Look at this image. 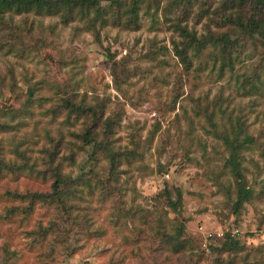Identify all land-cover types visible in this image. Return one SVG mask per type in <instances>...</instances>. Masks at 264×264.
<instances>
[{
  "label": "rangeland",
  "instance_id": "374dc122",
  "mask_svg": "<svg viewBox=\"0 0 264 264\" xmlns=\"http://www.w3.org/2000/svg\"><path fill=\"white\" fill-rule=\"evenodd\" d=\"M222 1L99 0L102 19L65 21L0 0V264H264V37ZM228 115L253 139L237 211ZM57 171L64 207L19 197Z\"/></svg>",
  "mask_w": 264,
  "mask_h": 264
},
{
  "label": "trees",
  "instance_id": "16d2710c",
  "mask_svg": "<svg viewBox=\"0 0 264 264\" xmlns=\"http://www.w3.org/2000/svg\"><path fill=\"white\" fill-rule=\"evenodd\" d=\"M17 7H25L27 9L37 8L38 10H46L51 13L61 14V17L65 21L68 19H73L78 17L79 19H85L90 13L92 15L89 17V21H98L102 19V12L99 8V0H18ZM136 6L134 5L130 11L131 16L135 17ZM222 10L221 17H225L221 21H229L234 24L237 29L241 32H246L250 36L256 34L264 37V0H223L220 7ZM137 18V17H136ZM186 30V29H183ZM183 33L188 34L193 43H196L194 34L183 31ZM187 35V37H188ZM229 39L228 35H223L220 39L222 43L221 52L225 53V49H230L231 45L227 42ZM115 75V71H114ZM115 80L117 78L115 77ZM255 86L254 84L252 85ZM257 87V86H256ZM30 95H33V91L28 90ZM66 105L70 107L72 112L77 115H89V109L85 108L82 105H78L75 102L70 100L66 101ZM226 114V111L224 112ZM224 114V115H225ZM228 120L231 122L230 115H228ZM238 119L228 126L225 127V130L220 132L219 138L222 139L225 147L228 150L229 156L226 161V164L229 168L230 174L235 179V188H236V200L234 202L235 211L241 208L244 204L248 203L252 196V190L245 183V176L243 173V164H242V151L243 147H246L248 144L253 142L252 137H250L241 126L238 125ZM107 132H110V128L107 127ZM85 144L94 145L99 148H106V145L102 143H96L92 138V130L87 128L86 133L83 135V140ZM115 155H112L111 161L113 162ZM60 171L55 172V180L51 186V190L47 194L43 193H26L20 195L21 199H26L30 203L36 201H42L54 207L56 204H59L61 207H64L63 199L66 198L70 193H64L63 190L66 187L71 186L72 183L69 179L63 178L60 174ZM160 204V202H159ZM163 207V206H162ZM164 208V207H163ZM166 211V209L164 208ZM64 211H67L65 209ZM59 223L53 221L47 227H41L40 230L45 235L49 231H57ZM64 232V231H63ZM67 234L66 232H64ZM173 236L176 239L182 233V228L177 227ZM69 235V234H68ZM40 237L37 233L34 234V238ZM173 240V239H172ZM229 247H236L237 242Z\"/></svg>",
  "mask_w": 264,
  "mask_h": 264
},
{
  "label": "built area",
  "instance_id": "2783aa9c",
  "mask_svg": "<svg viewBox=\"0 0 264 264\" xmlns=\"http://www.w3.org/2000/svg\"><path fill=\"white\" fill-rule=\"evenodd\" d=\"M210 235H211V234H210ZM216 235H217V237H220L222 234H218V233H217Z\"/></svg>",
  "mask_w": 264,
  "mask_h": 264
}]
</instances>
